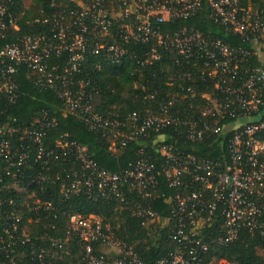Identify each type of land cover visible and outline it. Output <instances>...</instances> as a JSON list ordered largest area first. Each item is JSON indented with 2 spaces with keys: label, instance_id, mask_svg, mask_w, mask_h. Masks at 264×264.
I'll use <instances>...</instances> for the list:
<instances>
[{
  "label": "built area",
  "instance_id": "2783aa9c",
  "mask_svg": "<svg viewBox=\"0 0 264 264\" xmlns=\"http://www.w3.org/2000/svg\"><path fill=\"white\" fill-rule=\"evenodd\" d=\"M72 2L77 6L36 21L50 24V35H23L12 0H0V42L9 41L0 49V97L7 95L15 101L17 67L25 66L39 88L59 91L66 115L103 133L111 150L125 148L149 131L171 130L186 143H213L224 151L211 160L177 152L175 144H162L159 154L163 163L156 171L144 146L134 164L112 173L101 168L88 148L69 135L50 141L48 133L58 123L47 112L20 132V147L13 148L15 130L0 108V169L11 180L9 185L0 180V218L5 221V233L14 239L20 229L19 201L30 213L50 216L53 204L36 199L30 188L58 182L64 200L84 196L93 202L115 201L123 209L126 205L143 225L168 230L176 249L158 264H229L207 255L216 247L235 243L243 229L264 238V9L242 7L238 0ZM204 6L214 23L242 39L241 47L192 27L162 28L192 19ZM139 44L146 46L142 67L169 56L170 68L177 70L167 81L170 93L163 98L148 94L146 99L154 103L143 112L130 114L126 122L94 113L92 92L73 77L81 72L88 56L118 65L127 57L139 58L130 48ZM64 55L67 61L62 73L59 67L50 68L52 58ZM195 79L205 85L199 88ZM66 162L73 167L64 170ZM52 164L58 169L51 175ZM37 166L40 171L35 172ZM160 176L172 191L165 219L149 205L161 198ZM126 190L141 202L132 200ZM8 193L14 197H6ZM217 224L219 234L203 241L202 231ZM67 231V237L72 235L86 245L87 264H144L133 248L96 217L69 215ZM95 243L101 245L99 252L94 251ZM53 244L62 249L65 242ZM44 253L38 254L41 262Z\"/></svg>",
  "mask_w": 264,
  "mask_h": 264
},
{
  "label": "trees",
  "instance_id": "16d2710c",
  "mask_svg": "<svg viewBox=\"0 0 264 264\" xmlns=\"http://www.w3.org/2000/svg\"><path fill=\"white\" fill-rule=\"evenodd\" d=\"M238 2L245 8L264 9V0H238ZM76 6L77 4L72 0H31V5L27 8L24 0H12V11L23 35L41 33L50 35L51 25L36 21L56 11L70 10ZM209 14L208 7L204 6L192 19L178 21L176 25L165 24L162 28L175 31L182 27H192L214 35L232 47L243 45L240 37L228 33L214 23L209 18ZM8 43L9 41H1L0 49ZM130 48H134L139 53V58L127 57L118 65L99 57L88 56L81 72L73 77L75 81L83 82L87 90L92 92L91 105L94 113L112 115L126 122L130 114L143 112L145 107L153 102L146 99L148 94H158L163 98L166 92L170 93L167 81L177 70L170 68L172 62L169 56H165L162 61L153 65L142 67L141 55L146 46L139 44L131 45ZM66 61L67 55L62 58L54 57L49 61L50 68L59 67V72L62 73ZM17 70L15 81L19 88L15 101L11 102L7 95L0 97V108L5 113L4 119L15 130V134L11 136L13 148L20 147V132L47 112L58 123L57 127L48 133L50 141L55 142L64 134L69 135L71 140L88 148L91 158L101 168L112 173H120L134 164L140 158V150L144 146L156 166V171H160L163 163L159 154V147L162 144H175L177 152H188L211 160L218 159L224 151L220 145L213 143H186L185 139H179L171 130L161 133L149 131L145 137L129 142L125 148L118 147L116 150H111L103 133L95 132L86 122L66 115L58 90L39 88L25 66H19ZM194 85L202 88L205 83L195 79ZM51 166L52 175L58 167L56 164ZM62 167L64 170H69L73 167V163L66 162ZM34 171H40L39 167H35ZM0 180L5 185L11 183L6 177V172L1 169ZM159 181L161 198L149 202V205L161 214L162 219H165L169 215L168 199L172 191L164 177L160 176ZM126 191L132 200L141 202L140 198L133 197L129 190ZM30 192L36 199L53 204L55 209L50 216L44 212L30 213L27 207L21 206V201L16 200L22 220L14 239H10L5 233V221L0 218V242H3L0 244V264H87L86 245L72 235L67 237L69 215L74 214L84 219L96 217L101 220L104 227L109 226L117 238L138 253L144 264H158L165 255L176 249V244L168 238V230H162L160 226L152 228L143 225L142 220L130 215L126 205L123 209L115 201L93 202L84 196H73L69 200H64L61 184L58 182H49L42 187L33 185ZM5 196L14 197L10 193ZM30 203L32 204V201ZM219 232L220 228L217 224L203 230L201 238L207 242ZM59 240L65 242L62 249L53 246V243ZM93 248L94 251L99 252L101 245L95 243ZM43 251H45L44 259L41 262L38 254ZM207 257L218 261L226 260L229 264H264V238L260 233L252 235L243 229L239 240L227 247H216V250L210 252Z\"/></svg>",
  "mask_w": 264,
  "mask_h": 264
},
{
  "label": "rangeland",
  "instance_id": "374dc122",
  "mask_svg": "<svg viewBox=\"0 0 264 264\" xmlns=\"http://www.w3.org/2000/svg\"><path fill=\"white\" fill-rule=\"evenodd\" d=\"M24 2L27 8L31 5V0H24Z\"/></svg>",
  "mask_w": 264,
  "mask_h": 264
}]
</instances>
